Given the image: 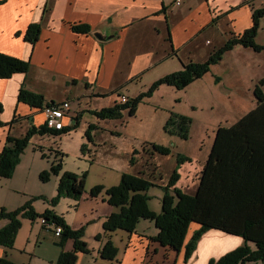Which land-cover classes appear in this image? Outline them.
<instances>
[{
  "label": "crops",
  "instance_id": "obj_1",
  "mask_svg": "<svg viewBox=\"0 0 264 264\" xmlns=\"http://www.w3.org/2000/svg\"><path fill=\"white\" fill-rule=\"evenodd\" d=\"M262 8L264 0H0V52L36 66L33 73L42 85L31 86L30 69L26 74L15 73L9 79H0V151L8 134L20 137L31 124L38 127L44 123L41 110L18 102V89L24 84L26 89L43 95L47 102L68 101L70 114L63 119L64 124L68 127L76 123L83 134L74 152L78 165L69 168L65 159L69 149L67 140L75 134L73 131L60 135L34 134L20 160L31 149L29 165L34 176L47 170L55 155L58 159L63 154L61 171L50 180L52 189L31 191L33 196H54L63 171L86 174L85 193L80 200L72 199L71 203L68 198H61L71 207L67 218L63 217L70 228L83 229L87 238L95 239V235H86L89 225L99 219L104 222L115 209L106 201L103 191L94 197L90 189L117 185L121 174L126 173L153 180L159 191L176 169V154L188 156L190 161L177 169L179 180L175 186L193 194L198 179L193 190L187 180L192 182L202 170L216 128L233 124L256 104L253 94L259 80L264 79V50L255 52L251 47L235 45L211 66L210 72L184 89L158 86L136 106L133 116L124 110L118 119H101L94 111L120 103L118 95L135 98L158 78L179 71L187 62L207 60L213 50L250 27L253 11ZM37 21L41 24L39 40L32 44L25 42L22 35L26 27ZM74 24L88 26L89 32L73 31ZM96 31L109 37L99 40L94 36ZM255 41L264 45V16L259 19ZM261 89L264 92V84ZM87 109L93 117L83 120ZM218 109L224 111L225 120L215 115ZM170 110L193 119L189 139L164 132L163 124ZM15 112L16 121L10 126ZM193 134L198 137L196 153L178 151L177 143L189 141ZM148 143L171 146L172 152L152 154ZM38 159L40 163L34 165ZM15 171L16 167L11 178L0 177V210H13L23 203L10 190ZM5 224L0 219V227ZM100 228H95L96 235ZM190 228L186 241L198 225L192 224ZM130 242L124 264H146L148 244L158 249L149 253L153 258L149 264H208L210 259H218L242 245L243 239L216 229L205 231L185 263L182 251H172L154 240L132 235ZM72 243L68 239L64 250H71ZM58 254L49 261L53 262ZM10 255L0 247V257ZM86 255L79 253L76 264H97ZM12 256L11 262L18 264ZM252 263L262 264L261 261L245 264Z\"/></svg>",
  "mask_w": 264,
  "mask_h": 264
},
{
  "label": "trees",
  "instance_id": "obj_2",
  "mask_svg": "<svg viewBox=\"0 0 264 264\" xmlns=\"http://www.w3.org/2000/svg\"><path fill=\"white\" fill-rule=\"evenodd\" d=\"M263 16L264 8L253 11L250 27L243 33L232 36L223 47L213 50L207 60L199 63L187 62L179 71L158 78L147 91L141 92L135 98L128 99L125 103H117L113 107L102 108L98 112L94 111L95 115L101 119H118L121 117V112L126 110L129 116H133L136 106L148 98L158 86L169 85L177 90L184 89L189 83L210 72L211 66L218 63L224 53L235 45L251 47L255 52L264 50V45H259L255 41L259 19ZM40 26L37 21L26 27L22 35L25 42L32 44L39 40ZM71 29L75 32H89V27L84 24H74ZM16 34L19 35L20 32ZM29 67L28 61L0 52V79H9L15 73L26 74ZM215 79L218 80L219 77L216 76ZM263 84L264 79H261L254 88L253 96L256 104L252 110L247 111L233 124L219 125L216 128L209 155L199 172L198 184L193 194H188L175 186L179 180L177 169L185 161H190L188 156L176 154V169L170 174L167 184L160 187L163 192L160 214H155L147 205L149 199L147 191L156 183L141 174L122 173L119 183L106 189L102 186H93L90 194L96 197L104 191L106 201L115 208L105 218L103 231L109 233L123 229L131 233L139 219H151L158 229L152 240L172 251H182L185 263L197 246L200 236L205 231L216 229L241 237L243 244L227 251L218 259H210L208 264H245L257 261L264 264V92L261 89ZM17 100L38 111H42L44 105L54 103L47 102L43 95L26 89L24 84L18 89ZM1 112L0 103V114ZM16 115L15 112L8 123L10 126L16 121ZM191 123L193 119L189 116L170 110L163 124V130L180 139H189ZM75 126L76 123L73 126H64L60 130H52L44 123L38 127L31 124L27 132L20 137L8 134L5 147L0 151V177H11L34 134H66ZM148 145L152 154L167 155L172 152L171 146L157 145V143H148ZM41 154L45 157L44 153ZM62 156L63 154L56 159L57 155H55L49 169L40 172L42 181L50 180L52 175L60 173ZM130 162L134 163V160L130 159ZM85 176V173L80 175L63 171L57 182L56 196L51 198V203L55 204L62 197L80 200L85 193ZM5 210L4 208L0 210V219L7 221L0 227V247L9 249L13 246L21 226L18 216L23 215L34 220L38 214L28 202L19 209ZM41 217L44 218L45 225L54 223L61 228L59 233L61 239L55 242L56 245L61 246L56 264H76L79 253L89 252L87 242L83 239V229L70 228L63 216L55 214L52 209L43 211ZM192 224L198 225V228L186 241L187 231ZM68 239L73 243L72 249L66 251L64 242ZM251 243L255 248H251L249 245ZM99 252L102 258L108 260L114 259L116 255V249L110 242H106ZM0 264L14 263L0 257Z\"/></svg>",
  "mask_w": 264,
  "mask_h": 264
},
{
  "label": "rangeland",
  "instance_id": "obj_3",
  "mask_svg": "<svg viewBox=\"0 0 264 264\" xmlns=\"http://www.w3.org/2000/svg\"><path fill=\"white\" fill-rule=\"evenodd\" d=\"M29 69L31 70L29 72V75L31 76V79L29 81L31 86L33 87L36 86L37 88H39L42 85L39 84L37 81L40 80V78L37 77V74L36 76L34 74L36 72L35 71L36 66H32V64H30ZM51 90L54 91L55 89H51ZM119 98L120 95L117 96V100H119ZM237 107L244 108L246 107V105H238ZM223 112L224 111L222 109H218L215 115L217 117H220V119L225 120ZM90 116L92 115L90 114V111L87 109V111L84 113L83 120L86 119V117H90ZM71 131L75 132V134L70 135L71 138L67 140L69 149L65 157V159H67L66 160L67 167L69 168L74 165H78V161L76 160L77 158L75 157L74 152L77 150L78 147L79 136L83 135L81 134V129H79L78 125L75 126V128H73ZM18 132L20 133V131ZM197 139H198L197 135L193 134L192 139H190L189 141L180 140L179 143H177L176 148L178 151L183 153H188L190 155L195 154L196 153L195 143ZM30 150L31 149H28L26 153L27 155L24 157L25 159H23V161H20V163L16 165V171H15L16 174H14V179H12L10 190L12 192V195L16 196L18 200H21L23 202L19 207H16L15 209H19L23 205H26V203L28 202L30 203V205H32V208L35 210L38 216L35 217L34 220L25 217L23 215L18 216L21 222V226H19L17 235L15 237V241L13 242V246L7 249V252L11 253L10 257L13 254L12 256L13 260H15V262H17L18 264H56L57 258H55L53 262H50L49 259H51L50 257L52 256L54 257V255L56 257L57 253L60 254L61 246L56 245L54 241H59L61 239V234H58L54 231V227L56 226L54 223H50L48 226L45 225L43 222L44 218L41 217V214L46 209H52L54 210L55 214L63 215V217L65 216L67 218L68 215L67 213L71 212L70 210L71 207L66 206L63 197H62L63 199L60 198L63 201H60L59 199L58 202L52 204L51 198L56 196V194L50 198L45 196H33V194H31L41 189H45L46 191H49L52 186V182L50 180H53V178H55V175H52L50 180H46V181L41 180L40 173H37V175L33 176V172L32 171L30 172V169H32V167L29 165L30 164L29 160L31 156ZM43 161L45 162V160ZM51 162L48 163L50 164ZM39 163L40 162L38 159L34 163V165H37ZM48 169H49V165L47 167V170ZM12 176L13 174L11 175V177ZM198 176L199 173L197 172L196 177L193 179L192 182L187 180V184L188 186H190L191 190H193L194 186L196 185L195 183L198 179ZM151 181L153 182V180ZM159 191L154 186L150 187L147 191V195L149 196V199L147 200V205L151 210H153V212H155V214L161 213V199L163 196V192L162 190ZM68 199L72 203V199L70 198ZM36 208H38V210ZM72 209L75 210V207L72 206ZM71 219L75 220L74 217H71ZM1 220L6 221L5 219H1ZM97 227H101L98 238H96V234H95L96 233L95 228ZM102 228H103V219L102 220L99 219L94 222L92 221V223L89 225V228L86 230V235H95L94 236L95 239L87 238V236L84 235L85 231L83 230V239L89 242V247H88L89 252L86 253L88 254L86 256L92 258V262L95 260L97 264H121L122 262L124 264L126 260L125 259L126 249L127 246L131 244L130 238L132 235L139 236V238H141L142 240H152V238L155 237L157 234V228L155 227L154 221L151 219H139L136 224V228L131 233H128L123 229H116L108 233L103 231ZM191 229L192 228H190V230ZM106 242H110L111 245L116 249V255L114 259L111 260L104 259L102 258L101 254L98 253V251ZM254 247H255L254 245H251V248ZM154 250L157 251L158 249H154V247L152 245L149 246V244L145 245L147 258H149L145 260L146 264H149L150 260L153 259L152 255H150L149 253L153 252ZM160 251L162 252L163 249H160ZM10 257L4 256L3 258H7L8 260H10Z\"/></svg>",
  "mask_w": 264,
  "mask_h": 264
},
{
  "label": "built area",
  "instance_id": "obj_4",
  "mask_svg": "<svg viewBox=\"0 0 264 264\" xmlns=\"http://www.w3.org/2000/svg\"><path fill=\"white\" fill-rule=\"evenodd\" d=\"M128 100L126 96H120L119 101L120 103H125ZM68 101H63L60 103H48L42 107V113L45 117L44 124L46 127L52 130H60L62 129L65 124L63 119L69 116L70 114V107ZM43 222L45 220L43 219ZM54 231L56 233H60L61 228L60 226H55Z\"/></svg>",
  "mask_w": 264,
  "mask_h": 264
},
{
  "label": "water",
  "instance_id": "obj_5",
  "mask_svg": "<svg viewBox=\"0 0 264 264\" xmlns=\"http://www.w3.org/2000/svg\"><path fill=\"white\" fill-rule=\"evenodd\" d=\"M94 36L99 38V40H104L105 38L109 37V36H106V35H104L102 33H99V31L94 32Z\"/></svg>",
  "mask_w": 264,
  "mask_h": 264
}]
</instances>
